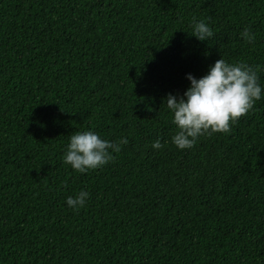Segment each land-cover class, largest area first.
<instances>
[{
    "label": "trees",
    "instance_id": "obj_1",
    "mask_svg": "<svg viewBox=\"0 0 264 264\" xmlns=\"http://www.w3.org/2000/svg\"><path fill=\"white\" fill-rule=\"evenodd\" d=\"M221 57L261 99L179 149L166 98ZM85 131L129 143L80 173ZM0 264H264V0H0Z\"/></svg>",
    "mask_w": 264,
    "mask_h": 264
},
{
    "label": "clouds",
    "instance_id": "obj_2",
    "mask_svg": "<svg viewBox=\"0 0 264 264\" xmlns=\"http://www.w3.org/2000/svg\"><path fill=\"white\" fill-rule=\"evenodd\" d=\"M191 35L204 41L212 37L213 32L204 21H200L194 24ZM241 35L248 43L255 41V34L247 28ZM187 78L191 84L183 97L169 94L166 98V106L172 110L173 123L178 129L172 136V143L179 149L192 148L196 139L204 134L228 133L230 124L247 115L254 103L261 99L257 72L243 63H226L222 57L210 66L204 77L196 79L188 74ZM128 143L127 138L110 142L92 131L77 132L70 136L64 163L80 173L97 169L112 161V153L120 152L121 145ZM162 146L159 140L152 145L154 149ZM88 196L89 193L81 191L74 198L68 197L67 204L78 210L85 206Z\"/></svg>",
    "mask_w": 264,
    "mask_h": 264
}]
</instances>
